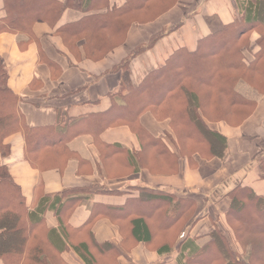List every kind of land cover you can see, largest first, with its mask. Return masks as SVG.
<instances>
[{"label":"trees","instance_id":"16d2710c","mask_svg":"<svg viewBox=\"0 0 264 264\" xmlns=\"http://www.w3.org/2000/svg\"><path fill=\"white\" fill-rule=\"evenodd\" d=\"M1 2L0 35L9 33L24 36L28 42L37 41L34 27L45 24L65 44L84 42V58L102 60L126 47L132 27L156 22L181 0H125L119 6H112L111 0ZM249 3L246 13L242 8L240 18L200 39L194 51L178 49L163 66L135 84L132 62L180 30L182 24L154 33L146 44L136 46L108 70L121 75L119 90L110 95V109L72 121L63 131L58 126L31 127L26 123L19 110L20 99L9 87L6 61L0 57V205L5 201L0 206V264H119L140 245L168 262L178 251L176 264H264V194L247 182L235 183L226 194L230 205L223 219L210 217L204 236H196V240L206 237L207 242L187 252L189 244L195 243L190 233L205 218L198 214L193 198L177 196L169 189L133 186L112 191L98 185L47 196L43 185L38 184L29 203L5 163L12 153L9 140L21 136L24 159L34 170H63L76 158L68 145L80 135L76 128L84 121L91 125L96 138L100 154L97 172L108 181L142 171L154 177H173L180 174L183 162L193 164L196 155L204 161L224 162L229 139L210 125L223 123L237 130L252 116L259 97H264V2ZM67 12L80 18L64 24ZM41 59L53 68L52 62L44 56ZM250 108L254 109L249 114ZM146 114L166 119L174 138L168 133L161 137L151 134L141 124ZM230 117L243 122L232 126ZM99 119L95 125L93 121ZM120 127L135 131L140 151L97 142L107 130ZM260 133V140L254 142L258 156L254 171L264 183V128ZM249 160L247 155H236L229 162L236 161L234 166L239 170ZM95 196L121 197L123 202L96 201L88 218L74 224L72 218L78 208ZM48 214L53 215L57 227L48 224ZM103 220L118 229V246L97 240L94 228Z\"/></svg>","mask_w":264,"mask_h":264},{"label":"crops","instance_id":"0c3cea01","mask_svg":"<svg viewBox=\"0 0 264 264\" xmlns=\"http://www.w3.org/2000/svg\"><path fill=\"white\" fill-rule=\"evenodd\" d=\"M124 1L111 0V5L119 6ZM249 2L258 3L264 0H181L177 7L155 23L144 27H132L126 47L109 54L100 63L86 58L76 59L63 47L64 41L50 33L45 24L34 27L39 37L37 41L28 42L24 36L9 33L0 35V57L6 61L9 70V87L20 99L19 110L26 123L31 127L58 126L59 130L63 131L72 121L110 109L112 105L110 95L119 90L121 75L108 73V70L136 46L146 44L154 33L181 23L180 30L161 41L173 36H184L182 44L184 46L164 53V57L152 69L147 70L138 66L135 64V59L131 64L132 79L135 77L137 79L136 82L133 80L135 84H139L149 72L163 66L178 49L187 48L194 51L200 39L221 31L240 18L241 9H245L243 13H246L247 6L251 7ZM1 3L0 0V8ZM65 16L64 24L75 22L80 18L79 14L73 12H67ZM49 33V36H44ZM41 56L52 62L53 68L42 61ZM100 122V119L93 121L95 125ZM141 124L158 137L169 131L168 125H158L150 114L142 116ZM89 127L91 125L88 121L80 122L76 128L80 135L73 137L68 145L76 158L69 161L63 170L45 173L34 170L25 161L24 140L21 136H14L9 140L12 144V153L5 163L29 203L33 200L34 189L38 184L43 185L47 196L71 188L94 185L105 186L112 191H121L133 186L169 189L177 196L193 198L198 205V214L205 217L190 233V239H194L195 243L189 244L187 251L189 252L192 248H200L207 242L206 237L196 240V236L206 233L210 226V217L223 219L230 205L226 194L235 183L247 182L256 191L264 194V183L258 180L254 171V163L257 159L255 143L260 140L258 139L261 135L260 130L264 128V97L259 101L252 116L237 130L223 123L210 125V129L220 132L229 139V154L224 162L219 160L208 162L195 157L193 164L183 162L180 174L169 178L154 177L143 171L128 177H119L118 180L108 181L100 177L96 169V165L100 162V154L96 149V138ZM98 141L108 145H121L130 152L141 150L137 136L126 127L109 129L97 139ZM236 155H247L250 160L246 165L242 162V168L240 167L239 170H231L233 165L229 161ZM232 164H236V161ZM96 201L104 204H120L123 199L110 196L92 197L78 208L72 222L76 225L84 222ZM46 218L50 226L57 227L52 214H48ZM94 233L101 243L110 242L118 246L120 242L118 229L107 220L100 221L95 226ZM178 255L179 252H175L168 262L166 258L160 259L157 254L146 251L145 247L140 245L133 250L130 257L120 259L119 264H159L161 260L162 264H176Z\"/></svg>","mask_w":264,"mask_h":264},{"label":"rangeland","instance_id":"374dc122","mask_svg":"<svg viewBox=\"0 0 264 264\" xmlns=\"http://www.w3.org/2000/svg\"><path fill=\"white\" fill-rule=\"evenodd\" d=\"M155 23V22H154ZM153 24V23H152ZM121 38V37H120ZM183 38H184V36H173V37H171V38H167V39H165L164 41H161V42H159L158 44H157V46L154 48V49H152V50H150L149 52H146L145 54H143V55H140L139 57H137L136 58V60H135V64H137L138 66H141V67H144L145 69H152V68H154V66H156V64H158V62H160V59L162 58V57H164V53H166V52H171V51H173V50H175L176 48H179L180 46H184V45H182L183 44ZM122 40V39H121ZM119 42H120V40H119ZM64 48H66V50L67 51H70L73 55H74V57L76 58V59H82V58H84V56H82V53L84 52L83 51V49H84V42H80L79 40H75L74 42L72 41V42H70V43H67V44H65L64 43V46H63ZM86 51V50H85ZM106 58V57H105ZM103 60V59H102ZM102 60H93V62H95V63H100V62H102ZM133 80H134V82H136V77L135 78H133ZM246 87H248V86H246ZM248 89H250V87H248ZM250 91V90H249ZM248 95V94H247ZM248 96H250V95H248ZM251 97V96H250ZM254 98V97H253ZM262 98V97H261ZM261 98L259 97V101L261 100ZM254 99H257V98H254ZM255 108V107H254ZM254 108H250V111H249V114L250 113H252L253 112V109ZM151 115V114H150ZM153 116V115H152ZM215 119L217 120V118H214V120L213 121H215ZM154 120H155V122L158 124V125H162V124H164V125H168L169 124V122L168 121H165L166 119H157L155 116H154ZM159 120H161V121H159ZM164 121V122H163ZM241 122H243V120H240L239 118H237V117H230L229 118V124L230 125H232V126H238V125H240L241 124ZM168 129H169V131L168 132H164L163 134L166 136L167 135V133L172 137V138H174V132H173V130H172V128L170 127V125L168 126ZM131 132H132V134H135L134 132L135 131H132L131 130ZM174 133V134H173ZM136 135V134H135ZM163 135V136H164ZM137 136V135H136ZM259 138H261V137H259ZM258 138V139H259ZM254 139V138H253ZM263 153H264V149H263ZM262 153V154H263ZM261 156H264V154L263 155H261ZM195 157H200L199 155H196ZM201 158V157H200ZM202 159V158H201ZM204 161V160H203ZM256 161V160H255ZM231 165H233L232 166V168H230L231 170H235L237 167H235L234 165L235 164H232L231 163ZM122 172H124V171H122ZM131 173H127V175H130ZM113 179H116V180H118V179H120V178H117V177H115V178H113ZM217 198V197H216ZM4 203H5V201H3L2 203H1V205L0 206H2V205H4Z\"/></svg>","mask_w":264,"mask_h":264}]
</instances>
